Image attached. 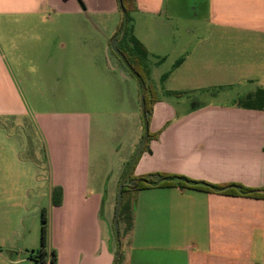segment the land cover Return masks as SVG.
I'll return each instance as SVG.
<instances>
[{
	"label": "crops",
	"instance_id": "1",
	"mask_svg": "<svg viewBox=\"0 0 264 264\" xmlns=\"http://www.w3.org/2000/svg\"><path fill=\"white\" fill-rule=\"evenodd\" d=\"M136 4L133 14H141L149 25L140 35L133 17L134 35L148 51L147 62L160 70L170 61L172 68L159 74V86L153 83L167 96L154 104L151 137L145 142L143 134L140 150L134 144L130 155L116 159L120 180L139 155L133 176L166 173L264 189V107L224 103L218 92L254 82H263L256 88L264 89V56L233 65L228 59L216 60L214 49L222 38H263L264 0ZM119 14L118 0H0L2 147L12 145V132L28 128L30 122L65 130L50 139L46 176L40 173L39 158H18L16 165L0 157V194L30 195L40 180L46 181L48 204L39 205L47 209L50 222L44 264H52L54 248L56 264H264V199L177 187L127 192L119 216L124 233L112 236L113 192L101 181L103 158H91L92 132L100 134L102 123L86 108H103L120 129L117 110L124 80L105 60L110 64ZM201 18L206 27L197 26ZM223 51L237 57L229 45ZM118 61L123 64L120 57ZM150 72L152 79L154 69ZM180 79V84L191 82L202 90L193 102L178 100L189 92L183 85L163 86ZM28 97H48L50 109L40 111L42 105ZM71 104L79 110L66 111ZM56 187L62 190L58 206L52 203ZM37 257L33 250L21 260L42 264Z\"/></svg>",
	"mask_w": 264,
	"mask_h": 264
},
{
	"label": "rangeland",
	"instance_id": "2",
	"mask_svg": "<svg viewBox=\"0 0 264 264\" xmlns=\"http://www.w3.org/2000/svg\"><path fill=\"white\" fill-rule=\"evenodd\" d=\"M131 15L138 21V32L140 35H143V32H146L149 26L145 18L138 13H132ZM120 22L121 14L118 16V24H120ZM197 26L202 28L206 27L207 24L203 18H201L197 23ZM113 42L114 37H112L110 40V64L107 57L105 60L108 65L113 68H117V74L124 80V88L121 90L124 93V98L119 99L118 102H120V104L117 110L119 112V122L117 124H119L120 129L118 131L116 130V123L114 119L111 120L110 118H107V116L104 114L105 112L103 108L96 109L95 106H88L86 109L92 111L95 117L98 115L97 119L101 121L100 124L102 123V131L100 134L95 131L92 132L91 158H103L102 161L106 166V168L101 172V174H103L101 181H103V183H109V188L113 192L115 207L111 219V234L117 239L118 236L123 235L124 231L120 221L118 232H116L115 228V214L119 188L121 186L120 163L116 159L126 158L128 154L130 155V150H132L131 147L134 144L137 145V151L140 150L143 145V141L140 139L143 134H146V130L142 118L141 95L138 79L129 68L123 64L121 65V63L118 61V53L112 47ZM226 45H229L231 48H233L232 54H236V58L233 57L234 55H224L225 51H223V47ZM117 46L118 44H116V47ZM214 49L217 50L216 53H218V57L215 59L219 62H222L224 59H228L227 61H230L233 65H235L238 63H245L247 60L255 61V59L264 56V36L263 38L252 35H245L241 36V38L232 39L222 38L221 40L216 41ZM147 64L150 68L154 69L152 82L158 86L161 84L159 80V74L161 75L168 73L172 68L170 61L162 64L159 67L160 70H156L150 62H147ZM219 66L220 65L217 67ZM180 83H182V80L174 82L170 81L167 84L163 83V86L167 88L169 86L183 85L181 87L188 89L189 92L180 96V99L173 97L182 103L193 102V97L199 96V94L202 93V90H197V86L191 82L183 84ZM262 83H240L232 87L218 89V92L222 94V102L238 103L239 100L246 97V93L253 90L256 91L258 89L256 87H261L263 85ZM130 91L132 94H130ZM239 93H243L242 98H238ZM157 96L165 97L167 95L157 92ZM202 99L206 98H200V100ZM27 100L29 102L40 103L42 105L40 111L42 112L50 109L46 105V103L51 101L48 97H28ZM70 110H79V108L78 106L74 107L73 104H71L66 108V111L69 112ZM115 110L116 109H114L113 112H115ZM95 113H97V115H95ZM100 113H102V116ZM122 122L125 124L123 125ZM30 123L31 126L28 128L23 126L22 130L17 131L16 133L13 131L12 133L15 136V139L13 140L14 143H12V145L8 144L7 147L4 148L2 147V138L3 134H5V131L0 130V157L8 158L9 163L13 161V163L16 165L18 158L23 160L27 158H39L40 173L42 176H46L47 166L45 164V159L48 155L50 139L52 136H54V133H58V136H63L65 130L60 129L55 131L53 130L52 126L44 128L40 121L38 124L32 122ZM25 124L26 123L24 121V125ZM60 124L61 121L58 122V125ZM121 128H124V130ZM99 170L101 171V169ZM45 182V180H40V184L37 185L34 192H32L30 195L28 193L18 195L11 192L0 194V264H39L35 262H24L21 260L27 255V253H32L33 250L34 254L38 256L37 260L40 263H43L41 259V253L39 251L41 248L42 229V210L39 209V205L43 203V206L45 207L48 204V196L44 195L45 190H43ZM39 188L42 189L37 193ZM46 215L49 226L50 222L48 212ZM54 250L56 251L55 248ZM49 255H51L50 252ZM46 259H48V257Z\"/></svg>",
	"mask_w": 264,
	"mask_h": 264
},
{
	"label": "trees",
	"instance_id": "3",
	"mask_svg": "<svg viewBox=\"0 0 264 264\" xmlns=\"http://www.w3.org/2000/svg\"><path fill=\"white\" fill-rule=\"evenodd\" d=\"M119 4V12L121 14V22L116 32L119 39L117 49L119 57L123 64L129 68L137 77L141 95V111L145 125L146 135L144 141L147 142L151 135L149 134L150 117L153 112L154 104L157 102V91L151 79L150 68L147 64L148 51L146 47L136 38L133 29L132 13L136 11V0H121ZM178 61L177 64H180ZM168 74L163 76V79ZM182 95V93H177ZM238 105L247 108H263L264 107V89L258 88L254 93L248 94L244 99L239 100ZM138 156L128 163L121 184L123 185V194L127 192H138L143 189L153 187H177L181 190L193 189L208 193H217L228 196H244L256 199H264V189H253L241 184L215 185L204 181H197L181 175L157 173L143 176H133V169L138 160ZM62 190L59 187L54 188L52 193V203L58 206L61 203ZM124 208V206H123ZM123 208L120 217L123 215ZM47 211L42 210V229H41V248L39 249L41 256L47 253L48 248V220ZM121 219V218H120ZM52 264L57 263L56 251H52ZM33 258L34 256H30ZM44 264V263H42Z\"/></svg>",
	"mask_w": 264,
	"mask_h": 264
},
{
	"label": "water",
	"instance_id": "4",
	"mask_svg": "<svg viewBox=\"0 0 264 264\" xmlns=\"http://www.w3.org/2000/svg\"><path fill=\"white\" fill-rule=\"evenodd\" d=\"M119 4H122L121 0H118ZM117 44V38H114V42H113V49L119 54V51L116 47ZM122 196H123V185L121 184L120 188H119V193H118V201H117V207H116V214H115V228H116V232H118V228H119V216H120V211H121V206H122Z\"/></svg>",
	"mask_w": 264,
	"mask_h": 264
}]
</instances>
